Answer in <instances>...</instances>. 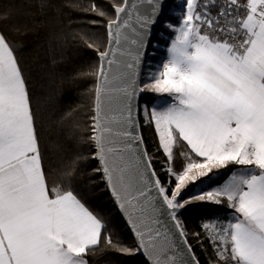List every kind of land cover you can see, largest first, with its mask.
I'll return each mask as SVG.
<instances>
[{
  "label": "snow or ice",
  "instance_id": "1",
  "mask_svg": "<svg viewBox=\"0 0 264 264\" xmlns=\"http://www.w3.org/2000/svg\"><path fill=\"white\" fill-rule=\"evenodd\" d=\"M24 2L44 15L54 6L52 0ZM140 3L148 8L112 0L114 18L94 3L84 9L107 19L104 50L85 40L100 61L95 72L83 74L96 81L89 140L99 166L93 171L102 173L136 245L115 244L111 234L106 242L121 253L143 255L145 264H199L179 211L193 200L227 203L233 215L226 224L202 223L218 264H264V0H186L179 27L168 25L175 37L167 60L144 87L172 97L148 119L169 180L175 178L170 193L134 132L132 115L133 100L143 91L135 70L147 29L166 0ZM19 11L15 0L7 8L0 4V264H88L85 257L107 225L74 187L75 163L58 169L50 187L28 84L3 32ZM32 24L12 27L28 35L41 21ZM178 141L187 146L179 169L173 151ZM58 149L52 144L50 151ZM229 164L242 167L218 186L181 199L189 182Z\"/></svg>",
  "mask_w": 264,
  "mask_h": 264
},
{
  "label": "trees",
  "instance_id": "2",
  "mask_svg": "<svg viewBox=\"0 0 264 264\" xmlns=\"http://www.w3.org/2000/svg\"><path fill=\"white\" fill-rule=\"evenodd\" d=\"M11 2L12 0H0L5 8ZM52 3L54 6L44 15L36 7L29 9L24 0H15V7L20 11L3 28L28 84L41 149L45 153V169L50 173V187L58 169L62 170L75 163L74 187L87 206L107 225L99 245L85 257L88 264H145L138 254L121 253L106 242L107 236L111 234L115 244L135 247L105 191L101 175L93 171L98 165L93 158L94 146L89 140L93 134L91 118L96 81L94 75L83 74L95 72L99 67V60L97 51L88 48L85 40L104 50L107 45V19L84 9L90 8L94 3L114 18L112 0H52ZM28 11L36 15L22 14ZM34 19L41 21L38 31L28 35L15 33L12 25L19 23L32 27ZM171 19L176 23L174 17ZM155 100L156 96L147 91L140 97V128L147 154L152 158V167L161 182L170 185V193L175 186V178L169 180L165 171L168 166L167 158L159 149L155 130L152 125L145 126L141 117V106H150ZM52 144H58L59 149L50 151ZM186 150V144L181 141L174 146L177 169L184 160L179 153ZM231 167L234 169L236 166ZM231 171L229 169L218 183L224 181ZM186 198L187 192L184 191L181 199ZM218 210L221 209L217 205L196 201L189 203L178 215L187 233L188 244L199 264H218L213 245L203 237L202 229V223ZM197 233L200 234L199 237ZM200 238L204 240L199 241Z\"/></svg>",
  "mask_w": 264,
  "mask_h": 264
},
{
  "label": "rangeland",
  "instance_id": "3",
  "mask_svg": "<svg viewBox=\"0 0 264 264\" xmlns=\"http://www.w3.org/2000/svg\"><path fill=\"white\" fill-rule=\"evenodd\" d=\"M185 11H186V0H174L172 7L170 9L169 15L163 24V27H164L163 30L164 31L160 32L159 37H158L157 41L155 42V44L153 45V48H152L150 55H149V58L146 62V66L144 68V74L142 77L143 78L142 79V88L144 91H149L144 86L146 84L152 82L150 80H153L152 78L156 74H158V70L159 71L163 70V68H162L163 66H158V63H159L162 55H165V53L167 51L166 45L170 42V40H171L170 38L173 34V28L168 27V25L170 24V25L174 26L175 24H180L181 20H182L183 13ZM171 17L175 18L176 23L171 19ZM164 62H166V61H161V65H163ZM154 108L159 109L158 104L154 105L152 107H149L148 105H145V104L141 106V117L143 120V124L145 126L150 127V125H152L151 123L148 122V119L150 117L151 111ZM152 127L154 128V125H152ZM154 130H155V128H154ZM158 143H159V140H158ZM231 166H233V165L231 164V165H227L224 168L213 169L212 172L209 173L208 176L199 177L195 182H189L188 185L183 190V192L184 191H185V193L187 192V198L186 199L194 196L196 193H199L201 191H207L211 188L218 186L222 182H224L225 180L218 183L221 179L224 178V176L227 174L228 170L232 168ZM196 201L197 200H193L192 202H196ZM214 205H217V204H214ZM217 206L221 210H218V212L216 214L212 215V217L210 219H216L221 224H226L232 218V215L230 213L232 211V209H230L227 206V203L219 204ZM207 221L205 220V222H207ZM203 237L207 238L205 234L203 235ZM202 240H204V239L203 238L199 239V241H202ZM209 243L211 244L210 241H209Z\"/></svg>",
  "mask_w": 264,
  "mask_h": 264
},
{
  "label": "water",
  "instance_id": "4",
  "mask_svg": "<svg viewBox=\"0 0 264 264\" xmlns=\"http://www.w3.org/2000/svg\"><path fill=\"white\" fill-rule=\"evenodd\" d=\"M133 2H137L138 4H140L142 11L144 9L148 8V5L146 3H140V0H133ZM173 2H174V0H166L165 7L163 9V13L158 17L157 22L149 25V27L147 29V35L145 37L146 46H145L144 49L141 50L143 54H142L139 66L135 70V79L137 81V84H138L139 88H142L141 81H142V77H143L144 68L146 66V62H147L148 57L150 55V52H151V50L153 48V45L155 44V42L157 41V39L159 37L160 32L164 29L163 24H164V21L166 20V18L168 17V15H169V12H170V9L172 7ZM133 20H135V17H133ZM107 45H108V38H107ZM107 45H106V47H107ZM98 60H99V56H98ZM99 64H100V61H99ZM143 93H144V90L143 91H138V94L134 98L132 115H133L134 121H135L134 132H135V134H137V135H139L141 137V139H142V148H143L144 151H146V148H145V145H144V142H143V138H142V134H141L140 121H139V103H140V97L143 95ZM94 97H95V93H94ZM93 107H94V102H93ZM93 115H94V112H93ZM96 162H97V165H98V161H96ZM99 174L101 175V178H102V173L99 172ZM102 183H103V185L105 187V191H106L107 195L109 196V199H110V201H111V203H112V205H113L118 217L120 218V221L122 222V224L124 225L125 229L129 233L134 245H136L135 236L132 233V231L130 229V226L127 224L126 218L119 211L118 206L115 204L114 200L112 199L111 193L107 189L103 178H102ZM181 211H182V209L179 211V213ZM163 218L164 219H168L166 216L163 217ZM177 239L178 240L180 239L178 237V234H177ZM181 247H185L186 248V246H184V245H181ZM191 255H194L193 251H192ZM138 256L145 263L146 258L143 255H140V254H138Z\"/></svg>",
  "mask_w": 264,
  "mask_h": 264
},
{
  "label": "crops",
  "instance_id": "5",
  "mask_svg": "<svg viewBox=\"0 0 264 264\" xmlns=\"http://www.w3.org/2000/svg\"><path fill=\"white\" fill-rule=\"evenodd\" d=\"M179 25L180 24H175L174 26H176V27H179ZM174 37H175V32L173 31V34H172V36H171V40H170V42L166 45V47H167V49L170 47V45H171V41H172V39H174ZM167 57H168V52L166 51V53H165V55H162V57L160 58V61H159V63H158V66H163V65H161V61H166L167 60ZM163 68V67H162ZM150 81H152V82H154L153 80H150ZM147 92H149V93H151V94H153V95H155L156 96V100H155V102L152 104V105H150L149 107H152V106H154V105H157L158 104V106H159V109H162L163 107H165V106H167L168 104H170V103H172V97L169 95V94H167V93H156V92H153V91H147ZM229 165H231V164H229ZM235 168L233 169V167L231 168L232 169V171L229 173V175H228V177L231 175V173L232 172H234V171H238V170H240V168L242 167V166H237V165H233ZM227 177V178H228ZM226 178V179H227ZM225 179V180H226ZM231 213V215H233V211H231L230 212Z\"/></svg>",
  "mask_w": 264,
  "mask_h": 264
}]
</instances>
